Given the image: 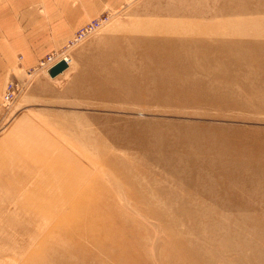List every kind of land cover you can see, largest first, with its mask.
I'll use <instances>...</instances> for the list:
<instances>
[{
  "label": "rangeland",
  "instance_id": "1",
  "mask_svg": "<svg viewBox=\"0 0 264 264\" xmlns=\"http://www.w3.org/2000/svg\"><path fill=\"white\" fill-rule=\"evenodd\" d=\"M102 12L5 81L0 264H264V0Z\"/></svg>",
  "mask_w": 264,
  "mask_h": 264
},
{
  "label": "crops",
  "instance_id": "2",
  "mask_svg": "<svg viewBox=\"0 0 264 264\" xmlns=\"http://www.w3.org/2000/svg\"><path fill=\"white\" fill-rule=\"evenodd\" d=\"M131 0H0V96L17 70L62 49L100 11Z\"/></svg>",
  "mask_w": 264,
  "mask_h": 264
},
{
  "label": "built area",
  "instance_id": "3",
  "mask_svg": "<svg viewBox=\"0 0 264 264\" xmlns=\"http://www.w3.org/2000/svg\"><path fill=\"white\" fill-rule=\"evenodd\" d=\"M109 18L110 15L108 12L100 13L98 17L92 19L84 27L77 30L74 34V37L71 40H68L67 44L62 49L58 51H52L43 57L38 63V68L45 69L47 71L60 61L67 63V61L70 59L68 57L67 49L78 45L81 41L91 36L97 31V29L101 27L104 22L108 21ZM19 90L20 88H18L17 82L9 81L6 85L5 93L3 95L4 103L6 105L10 103Z\"/></svg>",
  "mask_w": 264,
  "mask_h": 264
},
{
  "label": "bare ground",
  "instance_id": "4",
  "mask_svg": "<svg viewBox=\"0 0 264 264\" xmlns=\"http://www.w3.org/2000/svg\"><path fill=\"white\" fill-rule=\"evenodd\" d=\"M108 14L110 15V13H108ZM109 19H110V18H109ZM106 22H107V21H106ZM106 22H104V23H106ZM104 23H103V24H104ZM103 24H102V25H103ZM102 25H101V27H102ZM101 27H100V28H101ZM100 28H99V29H100ZM99 29H97V30H99ZM94 33H95V32H94ZM94 33H93V34H94ZM66 64H67L66 68H64L62 71H60V72L57 73L56 75H50L49 70H47V74H48L50 77H57V76L63 74V73L68 69V67L70 66V65H69V60L67 61ZM38 69H40V68H38ZM41 70L46 71L45 69H41ZM10 81H12V80H10ZM8 82H9V81H8ZM8 82H7V83H8ZM13 82H15V81H13ZM7 83H6V85H7ZM6 85H5V88H6ZM17 86H18V88H20V85H19L18 83H17ZM4 93H5V89H4V92H3V94H2V103H3L4 105H6V104L4 103V98H3ZM16 95H17V94H16ZM16 95H15V96H16ZM13 99H14V98H13ZM13 99H12V100H13ZM99 244L101 245V243H99ZM103 247H105V245H104Z\"/></svg>",
  "mask_w": 264,
  "mask_h": 264
},
{
  "label": "water",
  "instance_id": "5",
  "mask_svg": "<svg viewBox=\"0 0 264 264\" xmlns=\"http://www.w3.org/2000/svg\"><path fill=\"white\" fill-rule=\"evenodd\" d=\"M66 66L67 64L64 61H60L49 69V73L50 75H56L57 73L62 71L64 68H66Z\"/></svg>",
  "mask_w": 264,
  "mask_h": 264
}]
</instances>
